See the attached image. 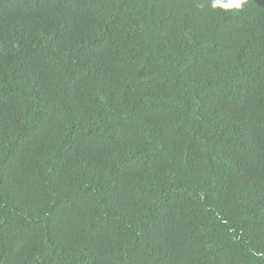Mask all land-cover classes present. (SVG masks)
<instances>
[{
	"label": "trees",
	"instance_id": "trees-1",
	"mask_svg": "<svg viewBox=\"0 0 264 264\" xmlns=\"http://www.w3.org/2000/svg\"><path fill=\"white\" fill-rule=\"evenodd\" d=\"M264 0H0V264H264Z\"/></svg>",
	"mask_w": 264,
	"mask_h": 264
},
{
	"label": "clouds",
	"instance_id": "clouds-1",
	"mask_svg": "<svg viewBox=\"0 0 264 264\" xmlns=\"http://www.w3.org/2000/svg\"><path fill=\"white\" fill-rule=\"evenodd\" d=\"M246 3L247 0H210L213 9L222 8L225 11L240 10ZM254 255L264 258V252L257 251Z\"/></svg>",
	"mask_w": 264,
	"mask_h": 264
}]
</instances>
